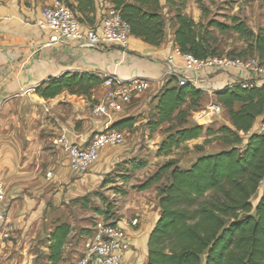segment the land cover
Masks as SVG:
<instances>
[{
  "label": "crops",
  "instance_id": "1",
  "mask_svg": "<svg viewBox=\"0 0 264 264\" xmlns=\"http://www.w3.org/2000/svg\"><path fill=\"white\" fill-rule=\"evenodd\" d=\"M53 1L0 0V183L6 188L7 201L13 198L14 189L36 195L35 198L42 203L41 212H46L47 216L61 214L65 204L96 192L108 174L120 165L128 166L127 162L141 155L147 146L159 149L164 141V138L158 141L161 127L150 135L148 121L157 104L156 98L166 84L171 80L173 86L182 84L170 76L172 69L178 70L187 83L202 91L201 105L205 98H212V102L219 104V92L249 77L239 70H185L184 59L177 53L173 36L177 7L174 8L175 5H170L167 0H159L160 13L166 25L161 45L152 46L130 35L127 50L115 43L95 49L63 38L53 41L54 33L38 26L44 8ZM68 1L76 4L74 0ZM93 1L95 10L92 13L84 16L75 13L84 27L101 32L104 11L112 3L110 0L104 4L103 0ZM183 14H191L194 21L204 23L200 13H192L188 7ZM170 57L174 59L173 67L166 63ZM69 73L95 76L102 83L108 78H117L127 84L134 78H140L147 82L148 87L130 104L104 116L92 113L93 105L105 92L101 85L92 91L91 98L64 91L53 99H44L36 93L51 79ZM129 119L133 122L123 128L127 131L124 145L103 150L99 161L85 174L71 170L69 155L60 140L67 145L85 147L95 132ZM261 121L259 118L253 132L262 124ZM201 138L210 136L203 134ZM48 173L51 174L49 177ZM136 173L138 177L139 171ZM159 184L141 191L140 205L129 209L135 213L134 219L139 221V225L129 230L132 249L126 254L123 264H147L148 237L160 216ZM152 191L154 195L150 199L149 192ZM12 209L7 205L8 224ZM42 229L51 233L55 228ZM80 229L87 230L86 234L90 231V228ZM22 231L30 233V228ZM77 236L78 231L73 228L65 250L71 246V239ZM36 243L33 242V246Z\"/></svg>",
  "mask_w": 264,
  "mask_h": 264
},
{
  "label": "trees",
  "instance_id": "2",
  "mask_svg": "<svg viewBox=\"0 0 264 264\" xmlns=\"http://www.w3.org/2000/svg\"><path fill=\"white\" fill-rule=\"evenodd\" d=\"M81 16L95 10L93 0H64ZM130 25V35L147 44L160 46L165 36V19L159 0H110ZM176 10L174 42L183 54L198 59L222 56L217 53V38L211 29L232 30L250 40L251 57L264 62V33L254 34L239 18L232 25L211 20L196 23ZM169 81L157 96V104L148 121L150 135L164 124L179 120L186 123L189 112L198 109L203 93L190 83L172 85ZM102 81L87 74H65L51 79L36 93L53 99L64 91L91 98ZM217 102L228 113L231 128L217 132L201 126L169 133L159 151L166 153L182 143L197 140L203 134H217L230 148L199 157L189 168L182 169L176 160L163 165L147 181L136 187L146 191L157 187L160 216L148 237L147 264H264V133L253 132L261 118L264 125V84L261 88H226L217 94ZM188 107L187 110L184 107ZM133 120H123L111 129L123 130ZM245 136V138L242 137ZM134 162L132 170L144 168ZM262 191L256 207L251 200ZM73 228L59 224L47 238L48 262L59 264Z\"/></svg>",
  "mask_w": 264,
  "mask_h": 264
},
{
  "label": "rangeland",
  "instance_id": "3",
  "mask_svg": "<svg viewBox=\"0 0 264 264\" xmlns=\"http://www.w3.org/2000/svg\"><path fill=\"white\" fill-rule=\"evenodd\" d=\"M106 1L103 0V4ZM167 1L170 5H175L174 8H181L179 11L182 14L187 7L192 13L199 12L204 24L211 20H216L232 25V19L236 17L245 22L248 29L254 34L260 31L264 33V0ZM185 15L192 17L191 14ZM211 31L217 38V53L220 55L234 56L243 54L244 57L252 56L253 49L249 47L250 40L247 38L232 30L220 32L217 29H211ZM261 64L264 65V62ZM212 103H214L212 98H205L198 109L189 112V117L184 124L179 120H175L170 124L162 125L161 129L158 130L160 134V137H157L158 141L161 142L162 138L165 140L169 133L175 134L183 128L201 126L204 130L210 129L214 132L225 126L231 128L230 119L225 109L222 114L213 116L210 124H197L195 120L196 113L206 109ZM184 108L187 110L188 107ZM201 137L195 140L196 142L188 141L182 143L166 153H161L159 149H150L147 146L141 155L128 161L127 163L129 164L126 163L128 166L120 165L117 170L108 174L96 192L65 204V210L61 214L57 213V215L47 216L46 212H41L42 203L35 198L36 195L30 193V191L20 193L17 189H14L12 200L7 201L8 207H13L9 214V227L13 228L9 237H2L4 226L0 225V264H49L47 238L50 233H47L42 228H56L63 223L69 224L74 228V231H78V236L71 239V246L64 251V259L59 264H75L80 256L78 250L80 241L87 235V230H79V228H91L98 220H104L105 222L125 221L129 223L136 218L135 213L129 211L130 208H133L132 206L140 205L141 203L139 197L141 191H138L136 187L141 182L147 181L167 162L176 160L180 168L186 169L203 155L219 153L230 148L219 139L220 136L217 134H211L208 139ZM242 137L245 138L244 135ZM134 162L146 163L144 168L137 170L139 171L138 177H136L137 171L132 170ZM46 171L45 169L44 173ZM168 181L169 177L167 176L162 184ZM149 193V198L152 199L154 191ZM261 194L262 191L260 190L252 198L251 202L254 207L257 206ZM23 228H30V233H23ZM37 228H41L40 232L37 231ZM17 233L20 234L18 235ZM33 242L37 243L33 246ZM203 264H205V261H203Z\"/></svg>",
  "mask_w": 264,
  "mask_h": 264
},
{
  "label": "built area",
  "instance_id": "4",
  "mask_svg": "<svg viewBox=\"0 0 264 264\" xmlns=\"http://www.w3.org/2000/svg\"><path fill=\"white\" fill-rule=\"evenodd\" d=\"M41 29H49L54 33L53 41L63 38L98 49L102 45L115 43L127 50L130 36V25L122 18L120 11L114 7H107L101 20V32L83 26L74 10L64 0H54L46 6L38 21ZM184 59V68L187 71L201 72L203 70H216L228 72L239 70L248 74L247 79H241L235 86L243 89L261 88L264 84V65L257 59L233 58L226 55L212 56L207 59H198L192 54H183L177 50ZM168 67L174 66V59L166 60ZM172 78L178 79L182 84L187 83L178 70L172 69ZM181 84V85H182ZM105 92L92 107L95 116H104L123 105L130 104L134 98L147 90V82L134 78L129 83H124L117 78H108L102 85ZM223 107L212 103L206 109L196 113L195 120L198 125H208L213 116L223 113ZM1 130V127H0ZM257 133H264V125L257 127ZM126 130L106 129L95 132L85 147L67 145L64 140L60 143L70 158V168L78 174H85L99 161L101 152L107 148H117L126 142ZM51 174H48V177ZM0 224L2 237L7 238L11 233L8 224L6 188L0 183ZM137 219L129 223L125 221L98 220L89 233L85 235L78 246L80 256L75 264H123L125 256L132 249L130 229L138 227Z\"/></svg>",
  "mask_w": 264,
  "mask_h": 264
}]
</instances>
